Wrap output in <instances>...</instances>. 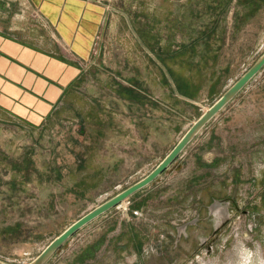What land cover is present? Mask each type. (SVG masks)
Returning a JSON list of instances; mask_svg holds the SVG:
<instances>
[{
  "label": "rangeland",
  "instance_id": "374dc122",
  "mask_svg": "<svg viewBox=\"0 0 264 264\" xmlns=\"http://www.w3.org/2000/svg\"><path fill=\"white\" fill-rule=\"evenodd\" d=\"M81 1L90 20L69 12L66 29L32 0H0V30L84 70L44 126L0 107V260L8 264H30L147 176L264 50V7L240 25L248 9L237 0L225 11L229 0L74 5ZM263 81L264 70L161 177L46 264H264ZM197 88L195 97L180 92Z\"/></svg>",
  "mask_w": 264,
  "mask_h": 264
},
{
  "label": "crops",
  "instance_id": "0c3cea01",
  "mask_svg": "<svg viewBox=\"0 0 264 264\" xmlns=\"http://www.w3.org/2000/svg\"><path fill=\"white\" fill-rule=\"evenodd\" d=\"M32 1L47 16L57 18V24L62 21V26L66 29L63 19L66 14L72 18L69 12L77 11L83 18L90 20L83 1L78 5H74L76 0ZM80 21L79 18L76 19L77 27ZM83 71L81 63L60 56L42 43L32 44L0 30V107L32 126H44L60 112ZM261 78L263 77L257 79L253 89L260 85ZM217 161L216 159L215 162Z\"/></svg>",
  "mask_w": 264,
  "mask_h": 264
},
{
  "label": "water",
  "instance_id": "95a60500",
  "mask_svg": "<svg viewBox=\"0 0 264 264\" xmlns=\"http://www.w3.org/2000/svg\"><path fill=\"white\" fill-rule=\"evenodd\" d=\"M264 70V53L255 62V64L237 80L224 94L210 106L194 124L188 129L185 135L175 145L171 152L153 169L147 176L120 191L107 201L95 207L87 214L83 215L65 231L57 236L33 262L30 264H46L48 260L72 237H74L83 228L109 213L111 210L119 207L129 198L149 187L159 177H161L184 153L188 146L192 143L195 137L200 134L206 126L216 119L219 114L246 88L250 87L253 81ZM0 264H8L0 260Z\"/></svg>",
  "mask_w": 264,
  "mask_h": 264
},
{
  "label": "trees",
  "instance_id": "16d2710c",
  "mask_svg": "<svg viewBox=\"0 0 264 264\" xmlns=\"http://www.w3.org/2000/svg\"><path fill=\"white\" fill-rule=\"evenodd\" d=\"M239 5H242L244 8L248 9V13L246 15H244L242 18L239 19V23L240 25H243L249 18H251L252 16L256 15L260 9H262L264 7V0H237ZM231 3V0H229L227 3H223V10H226V7L228 6V4ZM199 91V89L197 88L196 90H194V92H190V93H185L183 90L180 89V92L184 93L187 96L190 97H195L196 93ZM97 250L94 249V253ZM93 255H88L87 258L85 259H90L93 258Z\"/></svg>",
  "mask_w": 264,
  "mask_h": 264
},
{
  "label": "bare ground",
  "instance_id": "6f19581e",
  "mask_svg": "<svg viewBox=\"0 0 264 264\" xmlns=\"http://www.w3.org/2000/svg\"><path fill=\"white\" fill-rule=\"evenodd\" d=\"M250 255V254H249ZM252 260V259H251ZM251 263V262H250ZM252 264V263H251Z\"/></svg>",
  "mask_w": 264,
  "mask_h": 264
}]
</instances>
